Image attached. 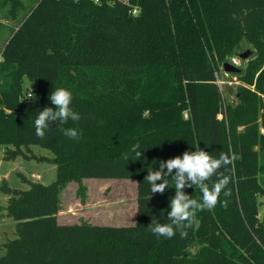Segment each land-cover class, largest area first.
<instances>
[{
  "label": "trees",
  "instance_id": "obj_1",
  "mask_svg": "<svg viewBox=\"0 0 264 264\" xmlns=\"http://www.w3.org/2000/svg\"><path fill=\"white\" fill-rule=\"evenodd\" d=\"M8 2L17 26L0 63V145L12 147L8 159L30 145L48 149L57 173L50 185L12 194L16 238L0 264H264V0H130L137 16L120 0ZM245 42L257 50L237 74L248 87L224 112L216 72ZM23 78L36 84L31 99ZM61 87L80 119L51 124L41 139L34 120L55 108L48 97ZM200 148L238 156L226 173L231 194L198 212L186 238L158 237L149 225L170 223L175 183L153 194L144 177ZM86 179L136 180L135 225H60L62 190ZM185 192L202 197L198 186Z\"/></svg>",
  "mask_w": 264,
  "mask_h": 264
},
{
  "label": "rangeland",
  "instance_id": "obj_2",
  "mask_svg": "<svg viewBox=\"0 0 264 264\" xmlns=\"http://www.w3.org/2000/svg\"><path fill=\"white\" fill-rule=\"evenodd\" d=\"M21 1L28 3L29 0ZM11 8L12 4L8 0H0V55L17 26V20H13ZM247 50L252 52V56L243 61L238 55ZM237 54L229 57L226 62L243 71L247 64L256 58L257 50L245 42ZM223 64L216 72V83L225 112L227 108H234L238 104V88L248 86L242 83L237 74L226 73L223 70ZM21 88L23 97L31 99L36 84L23 78ZM219 118L224 119L225 115L221 114ZM11 148V146L0 145V256L5 254L4 246L7 242L16 238L15 221L8 210L9 199L14 191L28 190L34 183L50 185L56 180L57 173V166L53 162L55 155L52 151L38 145H30L23 148L24 156L8 159L7 152ZM80 187H82L81 190ZM137 196L136 180L86 179L81 184L72 181L60 194L58 216H61V225L94 222L97 226H131L137 216ZM258 199L261 204L260 215L263 216L264 197ZM89 210L92 212L89 213ZM122 220L125 222L122 223Z\"/></svg>",
  "mask_w": 264,
  "mask_h": 264
},
{
  "label": "clouds",
  "instance_id": "obj_3",
  "mask_svg": "<svg viewBox=\"0 0 264 264\" xmlns=\"http://www.w3.org/2000/svg\"><path fill=\"white\" fill-rule=\"evenodd\" d=\"M96 3L99 0H95ZM4 62V57L0 55V63ZM48 99L55 106H45L38 112L34 120L35 134L39 138H44L46 131L50 125L59 121L66 123L70 119L78 121L79 113L75 112L72 107L73 94L66 88H57L51 91ZM64 135L78 140L80 133L76 128H67ZM140 145L135 144L131 152L135 153L137 158L143 155V152L137 151ZM126 160H130L125 156ZM238 159L236 154H225L221 152L219 158H215L210 152L204 149L185 151L182 156L177 155L174 158L159 161V170L147 171L148 174L144 180L150 185L151 193H159L163 195L169 189V178L175 183V195L171 197L167 217L170 223H156L149 225L150 230L158 237H166L171 239L179 231L181 238H186L188 229L194 225H198L197 213L203 210H213L220 203V196L223 192L224 196L231 194L230 190H226L231 182V176L226 174L229 166L233 165ZM224 169V171H220ZM213 176L217 177L211 187L208 181ZM160 181V183H158ZM199 187L202 197L195 199L185 192L186 188ZM222 206L227 207V201Z\"/></svg>",
  "mask_w": 264,
  "mask_h": 264
},
{
  "label": "water",
  "instance_id": "obj_4",
  "mask_svg": "<svg viewBox=\"0 0 264 264\" xmlns=\"http://www.w3.org/2000/svg\"><path fill=\"white\" fill-rule=\"evenodd\" d=\"M250 56H252V52L250 50H247L246 52H243L241 54L238 55V57L245 61L247 60ZM223 70L226 72V73H230V74H240L242 73V69L230 64V63H224L223 64Z\"/></svg>",
  "mask_w": 264,
  "mask_h": 264
},
{
  "label": "built area",
  "instance_id": "obj_5",
  "mask_svg": "<svg viewBox=\"0 0 264 264\" xmlns=\"http://www.w3.org/2000/svg\"><path fill=\"white\" fill-rule=\"evenodd\" d=\"M95 1V0H94ZM121 4H124L129 7L130 9V15L137 16L139 14V8L138 6H132L130 3V0H120ZM27 99V98H26Z\"/></svg>",
  "mask_w": 264,
  "mask_h": 264
},
{
  "label": "crops",
  "instance_id": "obj_6",
  "mask_svg": "<svg viewBox=\"0 0 264 264\" xmlns=\"http://www.w3.org/2000/svg\"><path fill=\"white\" fill-rule=\"evenodd\" d=\"M45 185V184H44ZM47 186V185H46ZM261 210V209H260ZM90 211L92 212V210H89L88 212L90 213ZM136 219H137V216L135 217V220H134V222L133 223H131L130 225L131 226H133V225H135V223H136ZM60 220H61V216L59 215L58 216V223L61 225V222H60ZM85 220H88V219H85ZM125 220V219H124ZM124 220H122L121 222L122 223H124L125 221ZM89 224H92V225H95V226H97L96 224L97 223H94V222H89ZM62 225H70L69 223H65V224H62ZM72 225V224H71ZM75 225H81V223H78V224H75ZM124 226H128V225H124Z\"/></svg>",
  "mask_w": 264,
  "mask_h": 264
}]
</instances>
